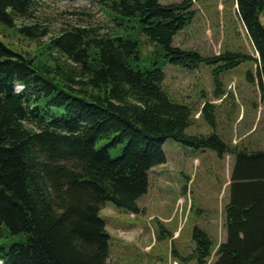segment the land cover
<instances>
[{
	"label": "trees",
	"instance_id": "1",
	"mask_svg": "<svg viewBox=\"0 0 264 264\" xmlns=\"http://www.w3.org/2000/svg\"><path fill=\"white\" fill-rule=\"evenodd\" d=\"M94 1L101 25L52 31L48 23L16 26L31 20L37 0H0V30L22 34L27 47L13 50L0 39L1 264H114L102 206L139 212L148 172L166 163L168 139L233 156L227 240L211 264H264V149L186 134L193 110L163 88L167 64L226 71L253 59L248 79L264 102V0H234L256 58L229 51L205 57L174 46L194 20L191 0ZM148 46L153 60L140 70ZM213 106L204 102L200 110L212 126ZM15 235L24 237L7 247ZM192 238L189 258L207 264L212 241L198 227Z\"/></svg>",
	"mask_w": 264,
	"mask_h": 264
},
{
	"label": "rangeland",
	"instance_id": "2",
	"mask_svg": "<svg viewBox=\"0 0 264 264\" xmlns=\"http://www.w3.org/2000/svg\"><path fill=\"white\" fill-rule=\"evenodd\" d=\"M183 1L161 0L164 4ZM191 1L194 20L174 38V46L205 57L226 51L257 57L238 20L234 0ZM32 16L28 22L18 20L16 26L48 23L57 31L96 27L105 21L94 0H37ZM22 36L10 29L0 30V39L13 50L27 48ZM150 51L149 46L143 47L142 61L137 65L140 70L149 68L153 60ZM254 63L246 59L226 71L218 64L205 63L194 70L170 64L163 67V88L176 104L193 110L186 134H216L232 146L264 149V102L257 84L248 79L249 73H255ZM216 90L220 98L215 96ZM204 102L214 105L208 110L215 117L214 126L200 116ZM163 145L167 162L148 172V191L137 200L139 212L130 213L106 202L99 213L110 234L109 261L114 264H198L189 258L196 227L213 243L207 262L211 264L217 248L227 240L224 209L229 203L233 156L220 159L210 149L190 148L171 139ZM110 153L117 155L114 150ZM23 237H8L6 246Z\"/></svg>",
	"mask_w": 264,
	"mask_h": 264
},
{
	"label": "crops",
	"instance_id": "3",
	"mask_svg": "<svg viewBox=\"0 0 264 264\" xmlns=\"http://www.w3.org/2000/svg\"><path fill=\"white\" fill-rule=\"evenodd\" d=\"M234 5H235V3H234ZM234 5H233V6H234ZM163 146H164V145H163ZM166 162H167V158H166ZM106 228H107V226H106ZM107 230H108V229H107ZM147 247H148V246H147ZM147 247H146V248H147Z\"/></svg>",
	"mask_w": 264,
	"mask_h": 264
}]
</instances>
